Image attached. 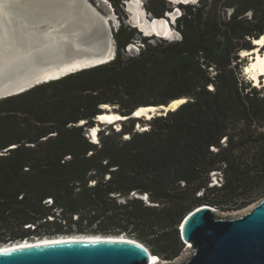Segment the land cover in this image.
<instances>
[{"label": "trees", "instance_id": "trees-1", "mask_svg": "<svg viewBox=\"0 0 264 264\" xmlns=\"http://www.w3.org/2000/svg\"><path fill=\"white\" fill-rule=\"evenodd\" d=\"M119 1L110 0L116 11ZM179 7V37L140 36L120 22L113 59L0 98V244L124 233L170 258L196 206L264 196V90L239 76L242 52L264 34V0ZM147 9L171 10L166 0ZM135 39L138 52L124 53ZM180 97L165 114L86 135L103 104L129 115Z\"/></svg>", "mask_w": 264, "mask_h": 264}, {"label": "water", "instance_id": "water-1", "mask_svg": "<svg viewBox=\"0 0 264 264\" xmlns=\"http://www.w3.org/2000/svg\"><path fill=\"white\" fill-rule=\"evenodd\" d=\"M197 1L168 0L172 5V9L166 10L159 17L153 16L144 8L146 13L144 17L148 22L147 26L143 25L145 30L139 26V24H144L141 15L134 19L133 14H131L129 20L131 26L137 28L142 34L164 38L158 36L157 30L163 29V23L171 27L175 24L176 18L181 13V10L177 8L178 4L196 3ZM104 34L105 32L102 35L103 48H97L96 51L91 50L89 54H100L103 52L104 47L108 46ZM87 36L91 39L92 31ZM114 55L115 52L110 58H103L78 67H72L55 75L39 77L14 89L0 92V98L22 92L38 83L61 77L69 72L109 61L113 59ZM173 100L175 99L167 103L146 105L154 106L153 109L149 110V114L151 116L165 114L169 110L176 109L187 98L176 105L171 104ZM103 111L104 108L101 112ZM134 113L135 109L129 115L119 113L121 118L118 121L135 117ZM145 117L147 118V116ZM94 120L95 122L91 127L97 126L100 122L97 116ZM115 128L118 127L115 126ZM141 197L145 199V196ZM178 228L182 241L190 242L193 245L191 254L178 264H264V196L246 212L235 217L217 216L214 207L208 204L198 205L186 214ZM78 235H81V237L55 239L52 242L36 241L31 244H24V239L17 245L2 246L0 264L149 263L150 256L146 246L138 239L124 233L118 235L96 234L93 238L82 237L83 234ZM98 235L99 237H96Z\"/></svg>", "mask_w": 264, "mask_h": 264}, {"label": "bare ground", "instance_id": "bare-ground-1", "mask_svg": "<svg viewBox=\"0 0 264 264\" xmlns=\"http://www.w3.org/2000/svg\"><path fill=\"white\" fill-rule=\"evenodd\" d=\"M127 3L134 19L140 15L143 17L144 24L139 26L144 29L143 25L147 26L148 22L141 3L138 0H127ZM106 22V18L86 0H0V92L14 89L39 77L55 75L72 67L110 58L113 51L106 46L100 54H91L88 58L76 60L87 51L103 48L102 35ZM163 26V29L157 30L158 36L172 39V27L164 23ZM90 31L91 39L87 36ZM263 41L264 34L253 41L254 45L250 50H244L247 56H251L244 73L249 75L250 80L254 78L259 81L258 85L262 86L264 53H259L257 47ZM69 57L71 61L62 65L61 62ZM185 99H175L171 104H179ZM109 107V104H103L104 111L97 115V119L103 123L115 124L121 115L110 111ZM153 107L140 106L135 109L134 116L145 115L149 118V110ZM98 128V125L90 127L88 135L92 141H97ZM78 234L83 233L25 239L24 244L81 237ZM83 235L82 237L93 238L96 234ZM22 241L0 244V250L2 246L17 245ZM187 246L192 252L193 245L188 242ZM146 248L150 256L148 264H159L158 255L152 253L147 246Z\"/></svg>", "mask_w": 264, "mask_h": 264}, {"label": "rangeland", "instance_id": "rangeland-1", "mask_svg": "<svg viewBox=\"0 0 264 264\" xmlns=\"http://www.w3.org/2000/svg\"><path fill=\"white\" fill-rule=\"evenodd\" d=\"M87 1L89 2V4H91V6L93 8H95V10L103 18H106L107 22H106L105 30H104V32H105L104 38L107 40V43H108V46L110 47V49L113 52H115L116 51V43H115V39H114L113 34L116 31L118 25L120 24V22H123L124 24L131 25V22L129 20V16L131 15L132 11L128 7L127 0H120L119 1V3H118V9L119 10L118 11L115 10V8L111 4L110 0H105L103 2L100 1V0H87ZM138 1H139V3H141V7H143V10L145 8L147 12H149V10L147 9V6H150L152 8H156L159 5V0H138ZM166 1L168 2V0H166ZM110 5H111V7H110ZM168 6L170 7V3L169 2H168ZM177 8L180 9L179 6ZM143 35L144 34H142L140 32V36H143ZM171 35H172V38L179 37V32L175 28V25L172 26ZM150 41L151 42L155 41V38L150 39ZM142 45L143 44H142V42L139 39H135L131 43H129V47H127V46L125 47L124 53H127V54L136 53V52H138V50L140 49V47ZM90 51H87V52L83 53L81 56H78V57L76 56L77 57L76 60H83L85 58H88V56L91 55V54H89ZM92 51H96V50L92 49ZM260 51H264V47H262V49ZM248 59L249 58L245 57L243 60H241V62H240L241 64L239 65V67H240L239 76L245 82H249V81L251 82L248 74L244 73V69H243L245 67V65L248 63V61H249ZM69 61H71L70 57L65 59V60H63L61 62V64L65 65ZM251 84H252V82H251ZM258 86L262 87L263 90H264V86H262V85H258ZM114 107L115 106L110 105L109 110L115 112ZM117 123L112 124V123L99 122L97 124L99 126L98 130L101 128V129H105L107 131V130H110L111 128H115V126L119 128V123H118V125H117ZM138 125H139V127H137ZM141 125H144V126H141ZM146 126H149V125H147L145 123L142 124L140 122L135 124V128H141L142 129V128H146ZM98 130H97V133H98ZM89 132H90V128L88 129V133ZM97 137H98L97 138V140H98L99 139V134H98ZM211 179H212V182H217L219 184L220 181H221L220 174L212 175ZM259 199L254 200V201L250 202L249 204L244 205L242 207H238V208H217V207H214L215 208V213H216L217 216H221V217H235V216L241 215L244 212H246ZM182 242H183V246L180 247V249H179V251H178V253L176 255L171 256L170 258H166V257L158 255L159 264H178L181 261H183L184 259H186L191 254V251H190L189 247L186 244L187 242H184V241H182Z\"/></svg>", "mask_w": 264, "mask_h": 264}, {"label": "built area", "instance_id": "built-area-1", "mask_svg": "<svg viewBox=\"0 0 264 264\" xmlns=\"http://www.w3.org/2000/svg\"><path fill=\"white\" fill-rule=\"evenodd\" d=\"M127 47H129V45H128ZM86 135L89 137L88 133H86ZM89 138H90V137H89ZM90 139H91V138H90Z\"/></svg>", "mask_w": 264, "mask_h": 264}, {"label": "flooded vegetation", "instance_id": "flooded-vegetation-1", "mask_svg": "<svg viewBox=\"0 0 264 264\" xmlns=\"http://www.w3.org/2000/svg\"><path fill=\"white\" fill-rule=\"evenodd\" d=\"M178 6H179V4H178ZM178 6H177V7H178ZM170 8L172 9V5H171V4H170Z\"/></svg>", "mask_w": 264, "mask_h": 264}]
</instances>
